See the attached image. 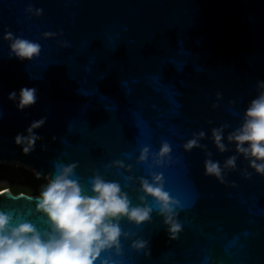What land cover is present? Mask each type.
Returning <instances> with one entry per match:
<instances>
[{
	"label": "water",
	"instance_id": "obj_1",
	"mask_svg": "<svg viewBox=\"0 0 264 264\" xmlns=\"http://www.w3.org/2000/svg\"><path fill=\"white\" fill-rule=\"evenodd\" d=\"M8 32L40 44L39 56H10ZM260 81L264 0H0V162L47 180L57 163H75L85 193L100 175L133 206L152 207L141 224L120 220L119 253L101 254L114 264H264V175L227 140L264 91ZM22 86L38 99L21 110L8 97ZM41 118L39 139L23 153L14 137ZM221 127L223 152L212 138ZM194 136L198 145L185 149ZM165 142L171 151L157 165ZM232 155L223 182L205 174L207 159L223 168ZM153 174L180 202L175 239L153 198L140 200L141 180ZM28 195L38 196L0 188V211L47 228ZM138 240L146 246L134 247Z\"/></svg>",
	"mask_w": 264,
	"mask_h": 264
},
{
	"label": "clouds",
	"instance_id": "obj_2",
	"mask_svg": "<svg viewBox=\"0 0 264 264\" xmlns=\"http://www.w3.org/2000/svg\"><path fill=\"white\" fill-rule=\"evenodd\" d=\"M31 11V7L28 9ZM36 10V14L40 13ZM45 35H50L45 33ZM5 38L10 43V56L20 60H30L39 56L41 46L32 40L14 37L8 32ZM264 89V81L258 82ZM10 100L16 101L18 109H25L37 102V89L22 86L18 91L9 93ZM45 119L33 121L27 128V135L17 133L14 143L21 146L23 153L33 150L39 136L34 129L41 127ZM200 132L198 137H203ZM212 138L219 151L226 150L223 143V127L212 129ZM227 140L234 142L236 152L248 160L249 166L258 174L264 175V91L252 99L243 114L241 125L228 134ZM198 145L194 136L185 143L184 148L190 150ZM171 149L168 143H163L159 153L153 159L159 165L168 157ZM148 148L145 147L139 159L145 160ZM237 156H230L223 168L219 162L207 159L205 174L213 175L223 182V169L235 168ZM76 164H60L55 166V175L48 179L38 196L28 195V199L36 200V210L47 216L45 229H38L31 222L14 218L11 212L0 211V264H114L101 254L115 248L120 251L122 230L120 220L127 218L136 224L150 219L153 208L148 205L133 206L121 185L115 181L94 175L91 180V194L85 193L80 182L73 178ZM251 175V173H246ZM140 197L153 198L159 214L164 216L168 225L170 238L175 239L182 225L175 218V208L180 202L164 190L163 179L159 174H153V181L141 180ZM127 235V233H123ZM147 242H133L136 248H144Z\"/></svg>",
	"mask_w": 264,
	"mask_h": 264
},
{
	"label": "rangeland",
	"instance_id": "obj_3",
	"mask_svg": "<svg viewBox=\"0 0 264 264\" xmlns=\"http://www.w3.org/2000/svg\"><path fill=\"white\" fill-rule=\"evenodd\" d=\"M30 173L35 178L43 179L44 182L35 181L29 176ZM47 181V178L38 177L35 171L28 168L26 165L12 162H0V188L7 187L10 184L13 187H25L29 188L34 193H39L42 187L46 185Z\"/></svg>",
	"mask_w": 264,
	"mask_h": 264
},
{
	"label": "trees",
	"instance_id": "obj_4",
	"mask_svg": "<svg viewBox=\"0 0 264 264\" xmlns=\"http://www.w3.org/2000/svg\"><path fill=\"white\" fill-rule=\"evenodd\" d=\"M29 175V174H28ZM32 179H34L35 181H43V179H40V178H35L31 173L29 175ZM15 182V181H14ZM8 188H10V190L13 192V193H19V192H24V193H27V194H38L39 193H34L32 192L29 188H25V187H13L11 186L10 184L7 186Z\"/></svg>",
	"mask_w": 264,
	"mask_h": 264
},
{
	"label": "bare ground",
	"instance_id": "obj_5",
	"mask_svg": "<svg viewBox=\"0 0 264 264\" xmlns=\"http://www.w3.org/2000/svg\"><path fill=\"white\" fill-rule=\"evenodd\" d=\"M22 165H24V164H22ZM29 168V167H28ZM31 169V168H30Z\"/></svg>",
	"mask_w": 264,
	"mask_h": 264
}]
</instances>
